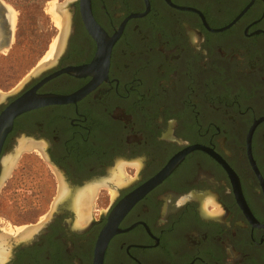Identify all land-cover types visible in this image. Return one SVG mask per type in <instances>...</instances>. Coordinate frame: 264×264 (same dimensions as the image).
Here are the masks:
<instances>
[{
    "label": "flooded vegetation",
    "instance_id": "obj_1",
    "mask_svg": "<svg viewBox=\"0 0 264 264\" xmlns=\"http://www.w3.org/2000/svg\"><path fill=\"white\" fill-rule=\"evenodd\" d=\"M90 5L113 38L106 72L38 84L96 53L81 0H67L55 62L0 102L1 112L37 84L39 94L87 89L17 115L2 139L0 176L16 151L31 149L59 184L45 225L23 237L0 233V264H94L111 220L102 264H264V0ZM10 21L0 0V48ZM87 187L104 190L103 206L94 217L91 204L80 222L72 203Z\"/></svg>",
    "mask_w": 264,
    "mask_h": 264
},
{
    "label": "rangeland",
    "instance_id": "obj_2",
    "mask_svg": "<svg viewBox=\"0 0 264 264\" xmlns=\"http://www.w3.org/2000/svg\"><path fill=\"white\" fill-rule=\"evenodd\" d=\"M2 1L10 12L11 21L8 43L0 48V93L16 87L45 56L52 39L61 30L52 18L54 3L62 4L67 0ZM67 14L65 29L69 24V12ZM18 144H13L11 152L17 150ZM125 169L129 173L128 168ZM58 180L51 165L44 160L40 163L34 150L19 151L8 175L0 182V233L14 238L17 228L36 227L51 209L57 196ZM95 192L91 208L94 217L103 206L104 190L98 187Z\"/></svg>",
    "mask_w": 264,
    "mask_h": 264
},
{
    "label": "water",
    "instance_id": "obj_3",
    "mask_svg": "<svg viewBox=\"0 0 264 264\" xmlns=\"http://www.w3.org/2000/svg\"><path fill=\"white\" fill-rule=\"evenodd\" d=\"M81 9H82L81 12L84 23L87 26L88 30L90 31L91 35L97 41V50L93 59L91 60V62L81 66H66L58 71L51 73L50 75L42 79L38 84H41L48 78L53 77L61 72H66L75 75H83L89 73L94 75L97 74V76L102 75L106 72L113 38H110L106 33H104V31L100 28V26L94 21L91 13L90 0H81ZM55 60H56V56L54 57L53 60L49 61L47 64L36 65L16 87H14L13 89L7 92H4L3 96H0V102L6 101L8 97L15 96L16 93L19 92L29 80H31L33 77L38 76L42 71L50 67L55 62ZM37 85L31 89L26 90L20 95L16 96L0 112V144L7 130L10 129L13 119L17 115L27 110L42 106L44 104L73 101L78 97H80L87 90L86 88H83L69 95H60L53 93L39 94L35 91ZM18 152L19 150L16 151L15 155L18 154ZM169 167L170 166L165 167L161 172L153 176L150 180L146 182L144 187L149 188L150 186L155 184L158 180L161 179L162 176H164L169 171ZM5 170L3 169L2 171V174L0 176V182L2 181L3 177L7 175L6 172L8 169ZM121 209L122 208L117 207L116 211H120ZM45 223H46L45 219L39 221L36 224L35 228L37 229L40 226L45 225ZM115 224L116 223H112L111 220L110 222H108L107 226L99 233L94 250V264H102L104 248L108 238L116 230Z\"/></svg>",
    "mask_w": 264,
    "mask_h": 264
},
{
    "label": "bare ground",
    "instance_id": "obj_4",
    "mask_svg": "<svg viewBox=\"0 0 264 264\" xmlns=\"http://www.w3.org/2000/svg\"><path fill=\"white\" fill-rule=\"evenodd\" d=\"M52 10L54 11V12L52 11V16H53L52 18L55 19L57 26L60 27V29H61L60 34L54 40L52 39V41H51L52 43H50V45H49V50L47 51V53L45 52L46 53L45 56L39 61V63L37 65H44V64H47L49 61H51V59H53V57H55V55L58 53V51L62 47L64 38H65L64 18H66L67 14L64 10H62V6L59 3H54V8ZM13 19H14V17H13ZM13 19H12V21H13ZM3 94L4 93L1 92L0 96H3ZM21 146H22V143H21L20 147ZM18 148H19V146L17 147V149ZM8 171H9V169L6 172L7 175H8ZM119 176L120 175H118L117 177L119 178ZM5 177H6V175H5ZM5 177H3V179ZM91 187H87L85 189L80 190L77 193V195L75 196V198L73 199L72 204L75 206V209L77 211L78 221L81 220L80 222H82L84 220V218H86L89 215V208H90V205L92 204L93 196L95 193L94 192L95 187L94 188H91ZM30 230H31V228H28V227L17 228L18 235H20L22 237L29 235Z\"/></svg>",
    "mask_w": 264,
    "mask_h": 264
}]
</instances>
